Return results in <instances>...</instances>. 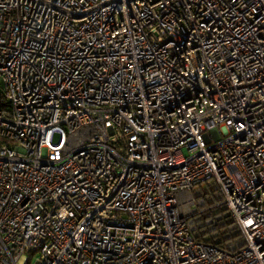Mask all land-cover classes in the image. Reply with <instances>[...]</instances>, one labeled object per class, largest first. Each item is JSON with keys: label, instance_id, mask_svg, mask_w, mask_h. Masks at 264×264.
Segmentation results:
<instances>
[{"label": "built area", "instance_id": "built-area-1", "mask_svg": "<svg viewBox=\"0 0 264 264\" xmlns=\"http://www.w3.org/2000/svg\"><path fill=\"white\" fill-rule=\"evenodd\" d=\"M0 79V264H264V0H0Z\"/></svg>", "mask_w": 264, "mask_h": 264}, {"label": "rangeland", "instance_id": "rangeland-1", "mask_svg": "<svg viewBox=\"0 0 264 264\" xmlns=\"http://www.w3.org/2000/svg\"><path fill=\"white\" fill-rule=\"evenodd\" d=\"M205 184H206V183L202 182V184H201L200 186H201V187H204ZM33 261H34V259H33V257H32L28 264H33Z\"/></svg>", "mask_w": 264, "mask_h": 264}, {"label": "water", "instance_id": "water-1", "mask_svg": "<svg viewBox=\"0 0 264 264\" xmlns=\"http://www.w3.org/2000/svg\"><path fill=\"white\" fill-rule=\"evenodd\" d=\"M0 82H2V80L0 79Z\"/></svg>", "mask_w": 264, "mask_h": 264}]
</instances>
